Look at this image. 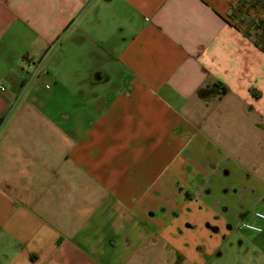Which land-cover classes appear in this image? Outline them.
I'll return each instance as SVG.
<instances>
[{
  "label": "crops",
  "instance_id": "obj_1",
  "mask_svg": "<svg viewBox=\"0 0 264 264\" xmlns=\"http://www.w3.org/2000/svg\"><path fill=\"white\" fill-rule=\"evenodd\" d=\"M233 1L0 0V264H205L232 237L264 261V224L238 228L264 201V6L245 28Z\"/></svg>",
  "mask_w": 264,
  "mask_h": 264
},
{
  "label": "rangeland",
  "instance_id": "obj_2",
  "mask_svg": "<svg viewBox=\"0 0 264 264\" xmlns=\"http://www.w3.org/2000/svg\"><path fill=\"white\" fill-rule=\"evenodd\" d=\"M240 2V0L233 1L231 15L236 20V24H243L245 26L244 20L252 4L247 5L245 8H240ZM249 30V27H247V31ZM234 232L240 234V231L235 229ZM260 247H263V245ZM219 250L221 252L219 256L211 258L205 256V264H264V261L261 260L262 258L258 256L260 254L256 251H251V246L244 247L238 245L237 237L225 238Z\"/></svg>",
  "mask_w": 264,
  "mask_h": 264
},
{
  "label": "built area",
  "instance_id": "obj_3",
  "mask_svg": "<svg viewBox=\"0 0 264 264\" xmlns=\"http://www.w3.org/2000/svg\"><path fill=\"white\" fill-rule=\"evenodd\" d=\"M255 25L258 27L256 33L257 34L261 33L263 31V28H264V21L259 19V18H256ZM39 69H40V63L38 62L34 66L33 71L30 73V75L28 77V81L32 80L36 76ZM251 215H252L253 219L252 220H243L242 222H240L238 224V228L245 230V231H249V232H255V233L262 232V230H263L262 224H264V201H263V205L260 208L253 210Z\"/></svg>",
  "mask_w": 264,
  "mask_h": 264
},
{
  "label": "trees",
  "instance_id": "obj_4",
  "mask_svg": "<svg viewBox=\"0 0 264 264\" xmlns=\"http://www.w3.org/2000/svg\"><path fill=\"white\" fill-rule=\"evenodd\" d=\"M240 5L239 7L240 8H245L247 5L249 4H252V6H256V5H261V6H264V0H240ZM232 11V10H231ZM231 14V12H230ZM264 21V17L260 16ZM258 27L255 25L253 26L249 31H246V35L258 46H260L261 48L263 47V44H264V28H263V31L259 34L256 33ZM264 48V47H263ZM219 93H223L225 91V87H220L218 89ZM209 91L207 90H200V94L201 95H204V96H207L209 95Z\"/></svg>",
  "mask_w": 264,
  "mask_h": 264
}]
</instances>
